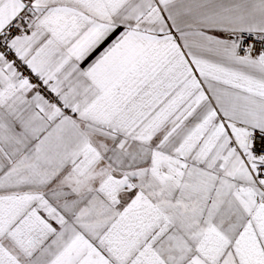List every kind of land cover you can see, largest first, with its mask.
I'll return each instance as SVG.
<instances>
[{
    "label": "snow or ice",
    "instance_id": "1",
    "mask_svg": "<svg viewBox=\"0 0 264 264\" xmlns=\"http://www.w3.org/2000/svg\"><path fill=\"white\" fill-rule=\"evenodd\" d=\"M0 264H264V0H0Z\"/></svg>",
    "mask_w": 264,
    "mask_h": 264
}]
</instances>
